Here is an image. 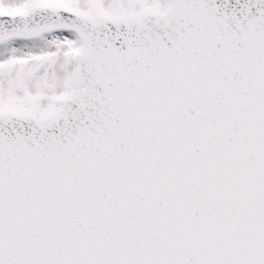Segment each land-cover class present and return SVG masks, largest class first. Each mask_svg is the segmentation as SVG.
I'll return each instance as SVG.
<instances>
[{"label":"snow or ice","instance_id":"obj_1","mask_svg":"<svg viewBox=\"0 0 264 264\" xmlns=\"http://www.w3.org/2000/svg\"><path fill=\"white\" fill-rule=\"evenodd\" d=\"M0 264H264V0H0Z\"/></svg>","mask_w":264,"mask_h":264}]
</instances>
